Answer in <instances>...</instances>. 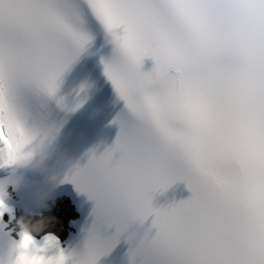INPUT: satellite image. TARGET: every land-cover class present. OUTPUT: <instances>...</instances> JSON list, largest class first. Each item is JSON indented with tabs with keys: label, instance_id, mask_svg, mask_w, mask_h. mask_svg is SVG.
Listing matches in <instances>:
<instances>
[{
	"label": "snow or ice",
	"instance_id": "obj_1",
	"mask_svg": "<svg viewBox=\"0 0 264 264\" xmlns=\"http://www.w3.org/2000/svg\"><path fill=\"white\" fill-rule=\"evenodd\" d=\"M109 87L119 134L63 181L94 222L69 252L21 233L16 264H99L149 218L128 264H264V0H0V170ZM178 181L191 196L153 207Z\"/></svg>",
	"mask_w": 264,
	"mask_h": 264
},
{
	"label": "clouds",
	"instance_id": "obj_2",
	"mask_svg": "<svg viewBox=\"0 0 264 264\" xmlns=\"http://www.w3.org/2000/svg\"><path fill=\"white\" fill-rule=\"evenodd\" d=\"M53 146V141L47 138L36 139L29 149L30 155L27 159L21 161L18 168L26 169L32 173H38L41 175H47L49 170L45 164V158L49 154V150ZM55 180V176H51L48 183ZM31 181L26 177H14V184L18 186H29ZM51 188H40L35 193V200L38 206H45L46 202L51 198ZM17 225L21 233H27L34 237V234L40 233L46 227V221L44 219L37 220L35 223L30 220H26L24 216H21L17 220ZM19 241L0 235V264H16V252H18Z\"/></svg>",
	"mask_w": 264,
	"mask_h": 264
},
{
	"label": "bare ground",
	"instance_id": "obj_3",
	"mask_svg": "<svg viewBox=\"0 0 264 264\" xmlns=\"http://www.w3.org/2000/svg\"><path fill=\"white\" fill-rule=\"evenodd\" d=\"M29 220L31 221V222H33V223H35L37 220H39V219H37V218H29Z\"/></svg>",
	"mask_w": 264,
	"mask_h": 264
}]
</instances>
